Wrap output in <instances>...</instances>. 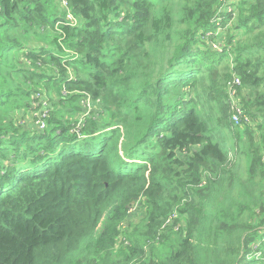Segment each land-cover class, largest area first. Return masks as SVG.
I'll return each mask as SVG.
<instances>
[{
  "label": "trees",
  "instance_id": "obj_1",
  "mask_svg": "<svg viewBox=\"0 0 264 264\" xmlns=\"http://www.w3.org/2000/svg\"><path fill=\"white\" fill-rule=\"evenodd\" d=\"M65 1L0 0V264H264V0Z\"/></svg>",
  "mask_w": 264,
  "mask_h": 264
},
{
  "label": "built area",
  "instance_id": "obj_2",
  "mask_svg": "<svg viewBox=\"0 0 264 264\" xmlns=\"http://www.w3.org/2000/svg\"><path fill=\"white\" fill-rule=\"evenodd\" d=\"M63 3L66 4V1L63 0ZM228 11H231V8L228 9ZM222 24L220 21L217 23V31L208 33L206 36V39H211V46L216 44L217 47L213 48L215 51L222 52V44H219L218 41L215 39L212 40V38L217 37L222 32ZM241 86V80L239 77L235 76L233 82L229 85V103L230 108L232 112V120L236 125H242V124H248L250 120L246 117V114L244 110L242 109V106L240 105V94H239V87ZM41 93H38L34 95L33 97V122L34 125L39 130H45L47 127V120L50 117L49 113V102L43 98L40 97ZM82 106L84 108L83 114L79 117L78 124L75 126L74 132L77 133L79 136H81V129L85 126V119L91 114L93 109H95V104L91 103L90 101L82 102ZM244 121V123L242 122Z\"/></svg>",
  "mask_w": 264,
  "mask_h": 264
},
{
  "label": "rangeland",
  "instance_id": "obj_3",
  "mask_svg": "<svg viewBox=\"0 0 264 264\" xmlns=\"http://www.w3.org/2000/svg\"><path fill=\"white\" fill-rule=\"evenodd\" d=\"M207 36V35H206ZM217 41V40H216ZM212 43V42H211ZM212 47L213 48H216L217 47V45L216 44H214V45H212ZM39 93H41V92H39ZM36 95V94H35ZM40 97H41V99H43V98H45L49 103H51V101L52 100H54V101H57V100H59V97H58V95L55 93V91H54V89H53V91H51L49 94L48 93H41V95H40ZM135 211V209L134 210H130V214H132L133 212ZM135 214V213H134ZM133 214V215H134ZM132 218H134V216H130L129 217V219L127 220L128 222H131L132 221ZM134 220V219H133ZM176 230H177V227L175 228Z\"/></svg>",
  "mask_w": 264,
  "mask_h": 264
},
{
  "label": "clouds",
  "instance_id": "obj_4",
  "mask_svg": "<svg viewBox=\"0 0 264 264\" xmlns=\"http://www.w3.org/2000/svg\"><path fill=\"white\" fill-rule=\"evenodd\" d=\"M36 127V126H35Z\"/></svg>",
  "mask_w": 264,
  "mask_h": 264
}]
</instances>
